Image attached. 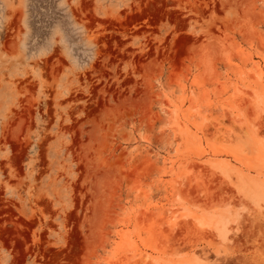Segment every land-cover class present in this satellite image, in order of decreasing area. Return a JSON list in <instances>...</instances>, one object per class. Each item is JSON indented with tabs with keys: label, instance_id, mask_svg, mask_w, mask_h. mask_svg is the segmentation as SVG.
Here are the masks:
<instances>
[{
	"label": "rangeland",
	"instance_id": "obj_1",
	"mask_svg": "<svg viewBox=\"0 0 264 264\" xmlns=\"http://www.w3.org/2000/svg\"><path fill=\"white\" fill-rule=\"evenodd\" d=\"M0 264H264V0H0Z\"/></svg>",
	"mask_w": 264,
	"mask_h": 264
}]
</instances>
